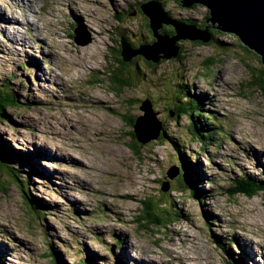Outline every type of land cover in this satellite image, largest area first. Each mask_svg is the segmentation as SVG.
I'll return each instance as SVG.
<instances>
[{
	"label": "rangeland",
	"instance_id": "374dc122",
	"mask_svg": "<svg viewBox=\"0 0 264 264\" xmlns=\"http://www.w3.org/2000/svg\"><path fill=\"white\" fill-rule=\"evenodd\" d=\"M95 1L104 8L88 0H0V88L11 75L19 105L3 109L0 147L15 151L16 157L8 156L9 165L18 169L20 180L28 179V194L47 206L45 219L35 221L18 182H9L7 172L0 171V264H77L92 252L98 264H192L180 256L189 249L209 264H229L239 254L246 264H264V194L234 192L242 178L264 177V89L253 84L263 69L259 56L234 34L213 33L208 43L177 39L176 57L150 62L136 55L135 63L122 68L121 35L134 48L154 41L148 18L138 9L139 2L148 0H115L117 6L112 0ZM161 2L170 18L203 29L199 26L207 14L205 6ZM116 12L118 19L113 17ZM172 31L170 24L159 28L169 38ZM73 36L89 42L79 45ZM93 41L99 48L84 57L82 50ZM93 67L97 73H88ZM113 76L129 84L115 82ZM220 76L229 88L216 86ZM104 89L133 100L110 105L120 111L117 115L97 109L103 122L92 118L94 112L76 110L86 93L98 95ZM200 89L212 100L200 96ZM222 89L228 90L227 96ZM112 90L106 93L120 101ZM180 90L201 103L203 119L185 104L176 115L172 102ZM146 98L170 140H133L134 118L142 113L139 100ZM185 113L193 116L196 127L190 128ZM122 116L130 119L126 125ZM205 116L216 125L211 136L200 139ZM55 119L71 126L69 134L51 138ZM204 125L208 132L211 128ZM96 131L101 135L94 140ZM120 149L129 156L127 163L119 160L110 167L109 156ZM26 152L36 156L29 160L31 166L18 164L17 156ZM90 156L93 168L84 172ZM120 175L133 176L125 184L137 191L133 199L131 189H118ZM162 181H168L165 192ZM190 181H195L198 196L191 193ZM147 198L162 203L156 208L164 228L142 220ZM230 237L237 244L228 243Z\"/></svg>",
	"mask_w": 264,
	"mask_h": 264
},
{
	"label": "water",
	"instance_id": "95a60500",
	"mask_svg": "<svg viewBox=\"0 0 264 264\" xmlns=\"http://www.w3.org/2000/svg\"><path fill=\"white\" fill-rule=\"evenodd\" d=\"M179 3L182 7H189L194 4L205 6L208 10L206 22L214 29L234 34L242 45L260 55V61L264 67V0H179ZM140 8L149 18L148 25L155 40L151 44H141L134 48L127 38L122 36L120 39V55L124 62L130 61L136 55H141L152 62L176 57L179 51V48L175 45L177 39L189 38L202 43L211 40L208 25L203 29H199L194 25L172 19L162 9L160 3L155 0L141 3ZM162 24L173 26V38L159 33ZM77 38L74 37V42L79 45L89 42V39L81 41ZM166 38L170 39L171 45L169 47H163L162 45V43L167 42V40H163ZM172 48L173 50H171ZM146 103V101H143V104ZM161 126L162 123L156 116V112L150 110L147 119L141 115L135 117L133 131L137 132L144 128H150V140H153L158 137ZM171 169L172 167L168 171L169 179ZM160 189L164 192L167 191L168 181H162Z\"/></svg>",
	"mask_w": 264,
	"mask_h": 264
},
{
	"label": "trees",
	"instance_id": "16d2710c",
	"mask_svg": "<svg viewBox=\"0 0 264 264\" xmlns=\"http://www.w3.org/2000/svg\"><path fill=\"white\" fill-rule=\"evenodd\" d=\"M156 1L159 2L161 7L164 9V4L161 2V0H156ZM177 1H179V0H177ZM194 5H196V4H194ZM119 14L120 13L116 12L114 14V17L116 19H118V15ZM207 17H208V10H207V14L205 16L204 22L202 21L201 22L202 24L199 27L203 26L202 28H204V25L205 26L208 25V29H212V27L209 25V23L206 22ZM183 23L196 25L194 22L188 21V20H186V22H183ZM212 31H213V33H221L220 31H217V30H212ZM171 33H174V30ZM121 37H122V35H121ZM124 37L126 38V36H124ZM212 39H213V35L211 34V40ZM120 50L121 49H119V51ZM141 57L143 59H145L143 56H141ZM120 60H121L122 68L125 67L127 63L124 62L122 60V58ZM135 60L136 59L134 57H132L130 62L131 63H135ZM127 62H129V61H127ZM150 62H152V61H150ZM33 65H34L35 68H39L40 67L39 62H37V63L35 62V63H33ZM263 73H264V67H263V69H261L260 76H258L256 78L255 82L253 83L255 85H258L262 89H264V82H263L264 78H263V80L261 78V75H263ZM113 77H114L113 80H115V81H119V80L122 81L123 85L129 84V81L126 80V79H122V78L116 77V76H113ZM11 81H12L11 75H7V77L4 79V81L2 83V88H0V116L3 115V109L5 107H8V106L9 107L10 106L19 107V105L16 104L17 102H16V100L14 98V93L12 92V89L10 87ZM21 84H23V82H21ZM182 85H185V84H178V86H182ZM175 98L176 99H175V101L172 102V105H173V111H175L176 115H180V109L182 107V104H185L192 111H197V113L195 114L196 116H198L199 118H202V113H199L200 109H201V107H199V106H200L201 103L197 99V102L200 103V104H195L194 101H193L195 98H191L190 95H189V92H185L183 94V92L181 90L178 91V93L176 91ZM185 114L189 118L188 119V125L190 126V128L196 127V123H195V120H194L193 116L190 115V117H189L187 113H185ZM139 115H141V114H139ZM126 120H127V122L130 121V119H126ZM134 121H135V118H134ZM204 123L208 124L209 127L211 128L208 132L205 131L206 127H205ZM133 124H134V122H133ZM201 124L202 125H200V128H201L202 133L199 135V138L200 139H204L206 136H211L213 134V132H211V130H212L213 126L216 125V124L211 122L210 118L208 116H205V121L202 122ZM218 132H221V131L219 130V131H217V133ZM131 134L133 135V133H131ZM164 136L167 137V135L165 133V130L163 129V125H162L161 129L159 131V135H158L157 139H161ZM119 138H120V141L122 142L121 137H119ZM134 138L138 140L137 136H134ZM134 138H133V140L136 141ZM167 138L170 140L169 137H167ZM9 155L16 157L15 151L11 147H7L6 150H4L3 148L0 147V166L4 167V168H0V171H6L7 172V178H8L9 182H12L10 180V178H13L15 181L18 182L17 183V187L21 191V194L23 196L24 202L29 206V208L35 214V219L34 220L35 221L39 220L41 222V221H43L45 219V215L47 214V211H44V209L47 206L45 205V203H43V201L41 199H38L36 197L33 198V197H31L28 194V192H27L28 182L25 183V179H27V178H23L21 180L19 179L18 174H17L18 169L16 167L12 166V165H9V164H11V161H12V160H10L8 158ZM17 159L20 161L18 163L19 165L28 164L29 166H31V164H29V160L31 159V156H28V154L21 153V156H17ZM142 160L145 161V158L142 157ZM189 164H193V162L189 161ZM178 167L180 168V170H182L184 172L185 167H184L182 162L178 163ZM192 169H193V167H192ZM31 172H33V170H31V168H30V171L27 172V175L29 176L31 174ZM185 174L189 175L187 172ZM192 183L195 184V187H191L190 191H191V193H193L195 195L196 192L198 193V188L196 187L195 181L194 182L190 181V185ZM259 191H261L264 194V178H257V177H253V176H246V177L242 178L241 179V184H238V188L234 189V192H240V193H243L244 195L249 196V197L255 195ZM203 192H204L203 190H200L199 194L201 195V193H203ZM195 196H198V195H195ZM197 199H200V198L197 197ZM30 202H31V205H30ZM32 203H35V204H32ZM160 204H162V203L155 204L152 199L147 198V200L141 206V208H142V216H141L142 220L148 226L157 225L160 228H164L165 227V224L163 223V219L161 218V216L158 213L157 208H156V206H159ZM173 214H174V212H173ZM174 216H177V215L174 214ZM232 240H234V239H232ZM215 242H216L217 245H220L218 240H216ZM220 246L222 248L224 247V245H220ZM52 255L53 254H51V257H53ZM96 258H97V255L95 253H93V252L92 253H85L84 257L77 264H98L97 261H96ZM231 260L232 261L228 262L229 264H240V262H243L244 259L240 255H238L237 259L231 258Z\"/></svg>",
	"mask_w": 264,
	"mask_h": 264
},
{
	"label": "bare ground",
	"instance_id": "6f19581e",
	"mask_svg": "<svg viewBox=\"0 0 264 264\" xmlns=\"http://www.w3.org/2000/svg\"><path fill=\"white\" fill-rule=\"evenodd\" d=\"M89 2H93L95 4H97L100 8H104V4H101V3H97L95 0H88ZM112 3L114 5L117 6V3L115 2V0H112ZM127 9V8H125ZM76 10V8H75ZM75 15L80 18L81 20H83L85 17L83 15V13H81L80 11L76 10L75 12ZM52 25V24H51ZM165 35H168V34H165ZM19 42V41H18ZM163 47H169L171 44L170 43H167V42H164L162 43ZM99 48V45L93 41L90 45H88L86 48H84L81 52V54L85 57V56H91V53H94L96 52V50ZM248 48V47H247ZM253 51V50H252ZM255 52V51H254ZM256 53V52H255ZM257 54V53H256ZM259 56V59H260V55L257 54ZM36 62V61H35ZM89 62V61H88ZM94 62V61H93ZM72 64H75V60H72ZM93 64V63H92ZM97 68L98 67H93L91 69L88 70V73H94L96 74L97 73ZM92 78V77H91ZM72 79L73 77H68L65 78V80H69L72 82ZM99 79V78H97ZM113 79V78H112ZM219 79L221 80L220 83H217L216 86L220 87L221 88V85H224L226 86L227 88L228 87V84L227 82L223 81L224 80V77L220 76ZM115 81V80H113ZM116 82V81H115ZM63 84L64 86V82H60V85ZM198 88V87H197ZM199 89V88H198ZM112 89H104L105 92L103 93H99L98 95L93 93V92H88L85 94V96L83 97L84 98V102L82 104H80V106L76 109V110H79V111H84L86 113H91V112H94L96 114H98L96 112L97 109H100V108H105L109 113H114L115 115L119 114L120 111L119 110H116V109H111V106L110 105H113L114 103L116 102H120V103H128L129 101H132L133 100V97H130V96H125V93L124 94H117L116 90H112L113 91V94L114 95H118L120 97V101H118L117 99H115L113 96L111 95H108L106 92L107 91H110ZM201 90V93H200V96H202L203 98H205L206 100H212V99H209L207 96H205V94L203 93L204 90L203 89H200ZM223 90V89H222ZM223 94L224 96H227L228 95V90H223ZM214 100H216V98H214ZM143 101H146L147 103L146 104H143ZM139 103H140V110H142V113H141V116H143L145 119L148 118L149 116V112L150 110L154 111V107L152 105V101L148 98L146 99H143V100H139ZM96 114H92V118L97 121H101L103 122L104 119L101 118L98 115ZM133 111L130 112V116H133ZM122 120L123 122L125 123V125L127 124V120H126V117L122 116ZM85 128V127H84ZM87 128V127H86ZM71 129V126L70 125H67L66 122H59L57 119H55V123L53 125V132L51 133V138L52 139H55V137L57 135H65V134H69V130ZM78 130V129H77ZM94 131V130H93ZM86 132V131H84ZM133 132V138L134 136H137L138 140L135 139L137 142L139 143H142V144H146L147 142L151 141L150 140V137H151V132H150V128H144V129H141L140 131H137V132ZM206 133V132H205ZM94 135V140L99 139L100 135H101V132L99 131H96L95 133H93ZM122 139V142L124 143L125 140H124V137H121ZM114 142L118 143L117 140L113 139ZM65 144V142H63ZM79 144V143H78ZM119 144V143H118ZM251 145H254L250 142ZM121 147L122 145L119 144ZM123 148V147H122ZM250 148L253 150V147L250 146ZM42 152V151H40ZM107 152V151H106ZM26 154H28V156H31V153L30 152H26ZM80 157V156H79ZM83 157V156H82ZM129 156L126 154V152L124 150H119V152L117 154H113L111 156H109V159H108V163H109V166L110 167H114V166H117L118 164V161L119 160H122L125 164L127 163L126 162V159H129L128 158ZM143 157L146 159V155H143ZM77 158V157H76ZM97 158V157H96ZM107 158V157H106ZM237 158V157H235ZM89 161H86L87 165L81 169L82 171L84 172H87L85 170H92L93 166H92V161H91V156L88 158ZM104 159V158H103ZM101 160V159H100ZM198 165L201 166V163L198 162ZM85 169V170H84ZM199 169V167H198ZM114 170V169H113ZM111 174H113L112 172H110ZM46 175H48L47 173H45ZM114 175V174H113ZM202 177H204L202 174ZM116 177V175H114ZM119 177V188L118 189H133L132 186L130 184H126V181L128 179H132L133 176L131 175H128V176H125V175H120V176H117V179ZM191 187H195V184H191ZM127 194H129L128 192H122V196H126ZM137 194V191L136 190H132V197H129V199H133L135 197V195ZM255 203V202H254ZM32 204H35V203H32ZM81 205L83 206H86L87 203H82ZM119 211V210H117ZM258 215H263V213L261 214H258ZM253 219H260L259 217H257L256 215H254L252 217ZM264 219V218H263ZM250 222H252V220H249ZM254 221V220H253ZM256 222V221H255ZM20 244L22 245V242L20 241ZM126 247L127 249H129L130 247L132 248H135V244H126ZM8 252V250H7ZM196 254V253H195ZM197 256H195L194 254L191 253V249L189 250H186L184 251V254L180 253V256L184 259V261H188V262H192V264H209L207 261H202L200 258H202L201 256H199L198 254H196ZM240 264H246V261L245 259L243 260V262H240Z\"/></svg>",
	"mask_w": 264,
	"mask_h": 264
},
{
	"label": "clouds",
	"instance_id": "9594fccd",
	"mask_svg": "<svg viewBox=\"0 0 264 264\" xmlns=\"http://www.w3.org/2000/svg\"><path fill=\"white\" fill-rule=\"evenodd\" d=\"M156 1V0H155ZM141 3H143V2H139V4H138V9L140 10V12L142 13V14H144L147 18H148V16L142 11V9L140 8V5H141ZM198 5H200V4H198ZM163 9V8H162ZM164 10V9H163ZM167 14V13H166ZM168 15V14H167ZM113 17H114V15H113ZM148 21H149V18H148ZM180 21V20H179ZM148 24H149V22H148ZM163 25V24H162ZM165 25H168V24H165ZM149 26V25H148ZM172 26V25H171ZM150 28V27H149ZM161 28V27H160ZM172 28H173V26H172ZM151 30V29H150ZM173 30H174V28H173ZM212 30H217V31H220V30H218V29H214V28H212V29H209V32H210V34H212L213 35V31ZM152 32V31H151ZM221 33H225V32H222V31H220ZM225 34H230V33H225ZM122 36H125V35H122ZM167 36V35H166ZM233 36H235V35H233ZM121 39V38H120ZM238 39V38H237ZM73 40H74V36H73ZM154 40H155V38H154ZM181 40V39H180ZM195 41H198V40H195ZM211 41V40H210ZM201 42V41H200ZM208 43V42H207ZM242 45V44H241ZM179 52V51H178ZM121 56V55H120ZM141 56V55H140ZM146 60V59H145ZM146 61H148V60H146ZM136 117V116H135ZM160 120V119H159ZM31 153V152H30ZM34 158V157H36L35 156V154L34 153H31V158ZM28 167V166H27ZM264 178V177H263ZM164 192V191H163ZM259 192H261V191H259ZM257 194V193H256ZM232 239H234V240H232ZM228 243H232L233 241L235 242L236 240H235V238H233V237H230V238H228ZM216 241V240H215ZM214 241V243L216 244V242ZM217 245V244H216ZM222 245V244H221ZM3 255L1 254V257H2ZM240 258V257H239ZM78 262V261H77Z\"/></svg>",
	"mask_w": 264,
	"mask_h": 264
}]
</instances>
